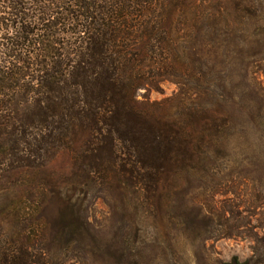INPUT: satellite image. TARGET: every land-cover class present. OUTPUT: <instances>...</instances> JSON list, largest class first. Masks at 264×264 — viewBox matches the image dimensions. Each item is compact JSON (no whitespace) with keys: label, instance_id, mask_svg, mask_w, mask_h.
Instances as JSON below:
<instances>
[{"label":"trees","instance_id":"trees-1","mask_svg":"<svg viewBox=\"0 0 264 264\" xmlns=\"http://www.w3.org/2000/svg\"><path fill=\"white\" fill-rule=\"evenodd\" d=\"M199 1H2L20 25L11 48L34 42L44 53L13 49L23 67L0 66V264H174L180 241L234 235L217 227L231 211L197 204L184 183L213 174L232 144L264 131V88L250 79L264 37ZM50 25L73 36L61 52L49 46L60 44L53 34L28 38ZM166 80L176 95L139 98ZM65 150L67 174L26 186ZM263 156H253L250 176L262 186ZM94 196L110 203L107 225L90 215ZM257 229L253 255L223 264H260L264 224Z\"/></svg>","mask_w":264,"mask_h":264},{"label":"rangeland","instance_id":"rangeland-1","mask_svg":"<svg viewBox=\"0 0 264 264\" xmlns=\"http://www.w3.org/2000/svg\"><path fill=\"white\" fill-rule=\"evenodd\" d=\"M0 2V66L9 65L11 67H23L24 64L18 63V59L10 57L9 55L15 54L13 49H16L18 53L25 55L24 50L27 46L11 48L12 44L8 41V37L18 35V23L13 22V17L9 12H13L8 7V2ZM208 12L216 13L215 18L219 20L234 19L237 22H249L251 25H247L249 28L246 29L249 35H261L264 37V0H200L199 1ZM253 4L258 8L249 10L245 6ZM223 10V14L220 16L216 12L218 9ZM258 11L257 13H255ZM33 14L34 11H31ZM212 17V21L215 20ZM52 25V24H51ZM50 25L48 30L37 31L38 35H29L28 38L32 41H36L49 37L46 36L48 33L54 35V39L60 44H53L52 42L46 41L45 43L55 48L56 51L61 52L62 47L64 48L69 41L73 39V36L64 33L67 27L62 25L59 27H53ZM31 29L37 30V28H44L42 25L26 24ZM242 26V25H241ZM246 28V26H245ZM18 42H21L20 40ZM34 42H30V48L28 53L31 55L44 53L41 48L44 45H33ZM27 44L29 41L27 40ZM25 48V49H24ZM40 49V50H39ZM17 53V54H18ZM9 61L12 62L9 63ZM14 64V65H13ZM37 68V67H34ZM254 71L251 76V82L255 88H264V58L262 57L256 62V65L252 67ZM179 91L177 83L166 80L160 84L158 89H152L146 91L141 90L139 98L151 99L153 101H162L166 98L176 95ZM7 92V91H5ZM8 93V92H7ZM197 99L193 98L192 100ZM261 137V138H260ZM230 160L228 157H219L217 162L219 168L216 172L205 178L198 180L188 181L184 183L185 189L187 190V196L194 198L197 204H204L208 210L215 212H223L225 210L231 211L229 222L224 224L217 223L221 234L225 231L232 232L234 235L224 236L217 235L211 240H208L204 244H200L197 247H193L186 241H180L175 246L179 260L176 262L172 258L174 264H223L231 261L234 257L240 258L242 261L250 258L253 255V248L256 245L254 241V234L258 232L257 228L259 225L264 224V182L262 185L258 184L252 179L254 166L252 161L256 160L253 156L264 155V131L256 132L252 135L251 141L241 142L236 141L231 145ZM257 151L255 152V150ZM264 157V156H263ZM73 163V154L69 151H62L54 158L46 167L37 171L35 174L27 176L28 180L26 186L31 185L37 179L45 177L47 175H65L71 168ZM29 189V188H28ZM104 196V195H102ZM110 202V199H109ZM113 202V201H111ZM92 219L100 225H107L108 219L111 215L110 203L108 205V199H97V197H90L86 203ZM149 232L152 234V230L149 227ZM242 232V233H241ZM260 235L262 236V232ZM174 234V233H173ZM239 234V235H238ZM257 260H260V264H264V253ZM67 264H79L76 260H70Z\"/></svg>","mask_w":264,"mask_h":264}]
</instances>
